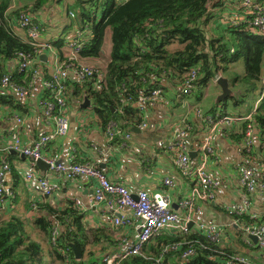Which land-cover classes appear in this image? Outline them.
I'll return each instance as SVG.
<instances>
[{"label":"trees","instance_id":"obj_1","mask_svg":"<svg viewBox=\"0 0 264 264\" xmlns=\"http://www.w3.org/2000/svg\"><path fill=\"white\" fill-rule=\"evenodd\" d=\"M14 1L0 0V85L2 79L9 76L18 87L32 90L37 85H34L35 72L45 73V67L41 59L38 60L35 48L14 33L9 22L14 19L15 23H19L21 14H30L36 17L38 23V14L51 9L57 0H34L30 5L19 6V10L7 16ZM227 1L230 0H128L124 3H117L116 0H74L66 8L75 18L66 28V35L63 34L64 37L54 45L61 48L73 38V31L78 29L86 33L81 51L84 60L104 57L108 32L111 33L112 48L106 68V86L103 84L99 89L93 87V83L98 82L97 78L82 85L69 84V103L85 93L95 107L104 130L109 121H114L123 133L132 132L142 121V110L138 104L140 92L161 88L164 92L173 90L180 94V87L185 86L189 77L198 72L193 93L184 97L202 103L203 91L209 83L223 77L229 80L230 87L240 85V91L238 94L235 92L234 97L205 109L204 116L212 122L219 121L217 115L231 117L236 130L228 137L238 144L243 142L248 125H253L254 150L263 151L264 96L261 93L264 35L248 25L251 15L242 9H237L236 17L223 13ZM217 9H220L219 14H216ZM212 22L220 24L213 28ZM174 45L180 48L172 49ZM28 55L37 57L40 62L22 68ZM239 61L244 65L243 74L232 72L233 64ZM259 85L261 93L251 113L229 112L227 102L236 100L233 106H242ZM122 87L128 92L123 101L119 95ZM39 91L38 99L43 94L41 87ZM173 101L178 103V98L174 96ZM0 106L25 113L29 102L24 103L15 94L2 89ZM196 111L202 112V108L197 107ZM250 115L249 121L234 119ZM207 127L209 123L203 118L197 122L189 121V138L192 133L201 138ZM121 141L120 137H116L114 143ZM242 155L245 158L242 165L254 167L256 162L255 165L260 166L259 161L251 162V157H255L254 151ZM7 159L12 163L15 155L10 154ZM255 169L260 183H264L261 168ZM11 171L13 179L18 180L16 169L11 167ZM26 210L30 214L27 221L17 216L3 219L0 215V264H46L43 246L28 233L27 225L30 223L49 243L48 256L56 264H101L102 257L110 247L118 246L119 242L114 240V230L110 226H88L84 221L85 213L71 201H67L62 208L54 207L47 201L31 202L26 205ZM240 223L244 226L250 224L251 220L242 217ZM56 226L60 227V236L57 244L53 245L51 232ZM237 235L240 241L235 247H229L216 245L194 228L188 233L165 230L152 239L144 257H130L121 264H227L223 255H227V258L243 256L254 264H263L257 249L249 248L244 243L242 233L235 232ZM72 246L79 249L81 260L76 259ZM190 250L194 252L193 255L183 258V254ZM213 255L223 258H212Z\"/></svg>","mask_w":264,"mask_h":264},{"label":"built area","instance_id":"obj_2","mask_svg":"<svg viewBox=\"0 0 264 264\" xmlns=\"http://www.w3.org/2000/svg\"><path fill=\"white\" fill-rule=\"evenodd\" d=\"M128 0H117L119 3H124ZM211 1V0H210ZM234 8L242 9L244 13L251 15V21L247 22L254 31L260 35H264V0H232ZM75 18L73 13H67L68 27L71 19ZM227 18V17H226ZM36 17L32 15L21 14L19 30L26 36L27 41L35 48L38 60L41 56L47 55L48 64L45 66V73L41 71L35 72L34 85L40 83L43 94L39 97L38 105L41 108L42 117L52 125L53 130L49 134L41 136L35 143L28 146L21 137L16 136L8 145L0 147V209L7 202L15 199L14 192L9 185L7 179L11 174V166L8 161V156L11 152L17 155L25 156L31 161V171L26 175L25 179L29 182L35 181L39 187L49 193L59 190V180L66 177L73 181L78 175L84 176L91 180L93 187V196L89 200L87 206L80 199H74L75 205L84 213L88 208L97 207L105 204L109 215H111V225L116 228H131L136 230L137 236L130 240L129 238L119 239L117 249L104 255L103 264H121L130 257H144L145 249L150 244L151 240L165 230L180 231L188 233L192 228L201 232L208 240L220 245L224 238L223 231L215 224L207 223L203 220L204 211L201 207L203 202L212 203L215 201L217 191L221 183L209 171L208 162L211 156L214 155V143L217 136V129L221 125H230L231 117H222L217 115L218 122H212L209 117H205L201 111H197L198 118H203L209 123L206 130V137L200 145L201 162L193 170L191 166V148L189 145V122L182 121L175 128L173 133L175 151V164L179 173L184 178L193 177L194 184L192 186L191 196L180 203V208L186 211L185 215H180L172 208L171 198L163 193H155L150 195L145 190H139L136 193L131 192L126 186L112 182L103 173L99 167L90 163H78L74 157H71L67 163H58L56 159L50 157L48 150L49 145L55 141L64 139L70 132L69 118V94L70 85H82L89 82L93 78H97L98 82L93 83L96 89L106 86V68L97 69L95 66H89L87 61L81 57L82 47L85 44L86 33L74 30L73 38L69 39L68 47L73 53V57L61 58L56 52L54 43L43 40L40 19L38 23ZM64 28V29H65ZM15 32V30H14ZM16 33V32H15ZM17 34V33H16ZM19 36V35H18ZM37 57L28 55L27 61L22 64V68H27L37 62ZM42 61V60H41ZM40 62V61H38ZM196 73L186 81L185 86L180 87L181 96H189L193 93L194 82L196 81ZM102 82V84H100ZM70 84V85H69ZM1 88L11 94H15L19 100L28 103L31 99L32 90L23 89L15 85L9 76L2 79ZM264 96V79H263ZM122 90V91H121ZM119 92L122 101L124 96L128 94L125 87H122ZM165 92L161 88L152 89L149 92H140L138 96V104L141 110L164 100ZM91 101V100H90ZM83 102L80 103V105ZM91 106L92 102H91ZM15 122L21 126L24 124V119L17 115H13ZM12 117V118H13ZM237 121H249L251 115L245 118H234ZM221 120V121H220ZM139 127L143 130L148 129V123L141 121ZM105 135L108 142L113 145L116 137L125 136L126 139L131 138V133L124 134L119 129V125L114 121H109L106 125ZM254 127L248 125L243 142L238 145L240 154L251 153L254 149ZM124 147L121 143L114 150H120ZM42 160L49 165V171L53 175V180L44 178L39 180L35 175L37 161ZM239 183L242 189L241 199L235 204H231L226 208V212L230 217H234L239 221L242 240L249 248H256L258 253L264 258V218L259 219L251 213L253 198L256 195L264 197V183H260L257 171L252 166L240 165L236 168ZM263 176V170L261 171ZM165 186L174 187L173 180L165 179ZM249 217L250 224L242 225L240 218ZM190 224H193L190 227ZM60 236V227L56 226L51 232V243L57 244ZM251 237H256L255 243ZM176 249V247H174ZM168 250H166L167 252ZM193 251H187L183 254V258L193 255ZM222 255V254H220ZM211 256L212 258H223L222 256ZM225 261L227 264H254L249 258L243 256H230Z\"/></svg>","mask_w":264,"mask_h":264},{"label":"crops","instance_id":"obj_3","mask_svg":"<svg viewBox=\"0 0 264 264\" xmlns=\"http://www.w3.org/2000/svg\"><path fill=\"white\" fill-rule=\"evenodd\" d=\"M25 1L26 4L30 5L34 0ZM61 1L64 2L65 0ZM73 3L74 0H69V4ZM14 6L15 4H13L12 8ZM10 10L7 16L11 14ZM50 10L48 9V14L41 12L38 15L40 23L43 24V40L55 44L66 35V28L68 27L65 28L64 25L68 22V12H63L54 17L51 15ZM230 12L234 14L238 13L235 8L231 9ZM223 13H228L226 8H224ZM9 26L26 43L27 38L19 30V25L14 22V19H11ZM72 35H74V32ZM69 41L67 40L61 48L56 47V51L62 59L73 57V53L68 47ZM105 43L107 44L108 52L104 49V57L107 56L110 58L112 48L110 32L106 35ZM89 62H92V64H101L102 61ZM108 62L106 61L103 68H107ZM41 64L45 67L48 61H41ZM39 90L40 83H37L36 87L33 88L29 107L25 110V113L12 110L7 106H0V147L8 145L16 136L21 137L28 146H31L41 136L51 133L53 127L42 117L41 108L38 105ZM0 94H2V88H0ZM85 96V93H83L77 99L74 98L73 102L76 105H80L81 102H84ZM174 96L178 98V103L173 101ZM183 97L173 90L165 92L164 100L142 110V121L148 123V129L143 130L137 126L134 128L135 130L129 132L132 135L129 140L122 135L120 137L122 141L120 143L113 142V145L108 142L105 130L101 127L100 119L96 112L91 116H88L89 114L81 116L69 106L70 132L64 139L55 141V143L49 145L50 151L48 150L47 152H49L50 157L54 156V159L58 163H67L71 157H74L78 163L95 164L105 173L109 180L126 186L133 193L139 190H145L150 195L155 193L166 194L171 198L173 210L180 215H185L186 211L180 208V203L191 196L194 179L191 176L190 178H184L176 167V153L173 151V133L182 121L197 122L200 119L197 116L196 108L197 104L202 103H196L192 99ZM201 108L203 115H205V107L201 106ZM13 115L22 117L25 121L24 124L19 126L15 122ZM83 120L86 121L84 125L82 123ZM235 130L236 126L232 123L228 126L221 125L217 129V136L212 144L214 155L210 157L208 167L211 174L219 179L221 186L217 191L214 202H203L201 204L204 211L203 220L207 223L217 225L223 231L224 238L218 246L228 245L229 247H235L237 241H240L238 235L235 236V232L242 233L238 225L239 221L234 217H230L226 212L227 207L240 201L242 193L236 168L242 165L244 162L243 159L245 158L238 152L239 144L228 137L229 134L235 133ZM127 133L125 132L124 134ZM205 133L204 128L201 138L197 134L193 135V133L189 138L191 152L194 153L193 158H191L193 170L201 162L199 148L206 137ZM121 143L124 144V147L118 151L114 150ZM253 151L255 152V157H251V162L259 161L260 163V166H258L255 165L256 162H253V166L259 169L261 168L260 171L263 170L264 172V150L255 151L253 149ZM11 167L16 169V174L19 176L18 180H14L11 171L7 179V185L12 188L15 199L7 202L0 209V215L4 211L7 216H17L27 221L30 219V214L26 210V205L31 202L47 201L54 207L62 208L67 201L73 202L74 199H80L87 206L93 196L92 182L84 176L78 175L73 181L63 177L59 180V190L49 193L41 189L37 182H29L25 179L26 175L31 171V161L29 159H21L19 155H15ZM34 171L39 180L50 178L52 181L54 178L47 169L41 170L37 166ZM262 177L264 179V175ZM165 179L173 180L174 187L165 186L163 183ZM22 202L23 207L21 208ZM19 213H28V216L24 218L21 215H17ZM251 213L259 219L264 218V197L260 195L254 196ZM5 218L9 219L10 217L5 216ZM84 221L88 226L92 227H109L111 225V215H109L106 205L102 204L97 207L88 208ZM29 225H27V230ZM136 236V230L133 227L119 228L118 231H115L114 228V240L119 241V239L124 237L133 240ZM32 237L33 239L35 238L34 236ZM45 241L49 247L46 239ZM104 245L109 246L108 243H104ZM244 246L243 248L248 252V248L246 245ZM115 249L117 248L110 247L109 252ZM259 256L263 262V256Z\"/></svg>","mask_w":264,"mask_h":264},{"label":"rangeland","instance_id":"obj_4","mask_svg":"<svg viewBox=\"0 0 264 264\" xmlns=\"http://www.w3.org/2000/svg\"><path fill=\"white\" fill-rule=\"evenodd\" d=\"M61 3H63V4H61ZM71 3H72V1H71ZM231 3H232V0L229 1L228 3H226L224 8H226V10L228 11V14L230 16H233L234 17L235 16L234 13L233 12H230L231 9H234L233 4H231ZM14 4H15L14 8L11 7V10H10V13L11 14L12 13H15V11L19 10L20 9L19 6H21V7L26 6V1L25 0H23V1L22 0H16V3H14ZM68 4H69V0H65L64 2L63 1L62 2H58L57 1L55 4L53 3V5L51 6V10H50L51 15L54 16V17H56V16H58V14H62L63 12H68L67 11V8H66ZM47 11L48 10L45 9L43 12L45 14H48ZM219 12H220V9H217L216 14H219ZM223 12H224V9H223ZM100 15H101V13H100ZM98 19H99V17H98ZM223 23H226V22H223ZM212 24H214L213 25V28H215L220 23L219 22H212ZM41 29H42V32H43V28H41ZM108 42H109V40H108ZM177 48H180V46L174 45L172 47V49H177ZM104 49H105L106 52H108V48H107V44L106 43L104 45ZM108 59H109V57L105 56V57H102L101 59L98 58V59H95V60H83V61H87L89 63V66H92L93 65V66L97 67V69H102L103 66L106 64V61H108ZM89 61H102V62H101V64L100 63H98V64H96V63L92 64V62L90 63ZM233 71L235 73H238V74H243V72H244V65H243L242 61H239L238 63L233 64V66H232V72ZM239 88H240V85L239 86H236V88L235 87H231L232 91L234 93L236 92L237 94L240 91V90H238ZM203 93H204V95H203L204 96V98H203L204 101L202 102V104H197V107H200L201 108V106H204L205 109H208V108H211L214 103H216L217 99L221 95V89H220L219 86H217L216 82H211L206 87V90H204ZM260 93H261V85H259L257 87L255 93L251 94V96L247 100H245V103L242 106H239V107H234L233 106V103H235L236 100L234 101V100L231 99L230 102H227L228 103L227 104V107H229V110H230L229 112L231 114H239V113H241L243 115H248L249 113H251L253 111L254 103H255L256 99L260 96ZM235 95L236 94H234V96ZM229 98H231V97H229ZM238 100H240V99H238ZM191 105H194V104H191ZM69 106H70L71 109L76 110L81 116H84L86 114H89L88 116H91V115H94V112H96L94 106H91V107L86 108V109H82L80 107V105H76V103L73 102V101L69 104ZM191 108H193V107H191ZM82 123L84 125L86 123V121L83 120ZM20 207L21 208L23 207V202L21 203V206ZM17 215H21L24 218H27L28 213H22V214L19 213ZM1 216L3 217V219H6L5 216L6 217H10L9 215L8 216L5 215V212L4 211L1 213ZM109 226L113 230L115 228V231H118L119 230V228H116V227L113 228L111 225H109ZM123 228H125V227H123ZM28 231H29V233L32 236L35 237L34 240L37 241V242H39L43 246L44 251H45V262H46V264H56L53 261V259L48 256L49 247H48V245H47V243L45 241V238L34 228V226H33L32 223H30V225L28 226ZM167 231H171V230H167ZM118 246H119V243H118ZM85 257H87V255ZM103 257H102V259H103ZM58 264H60V263H58ZM101 264H103V263L101 262ZM263 264H264V261H263Z\"/></svg>","mask_w":264,"mask_h":264},{"label":"water","instance_id":"obj_5","mask_svg":"<svg viewBox=\"0 0 264 264\" xmlns=\"http://www.w3.org/2000/svg\"><path fill=\"white\" fill-rule=\"evenodd\" d=\"M41 60L42 61H47V55H43L41 56ZM217 86L220 87L221 89V95L219 96V98L216 101V104H219L223 101H225L226 99H228L229 97H233L234 96V92L232 91L231 87H230V82L228 79L223 78V77H218L217 81H216ZM80 107L82 109H86L91 107V101L89 100V98L87 96L84 97V102L80 105ZM135 130V129H133ZM136 132V131H135ZM12 155H17L15 152H11ZM194 153L191 152L190 153V157L193 158ZM21 159H26L25 156L21 155L20 156ZM37 166L41 169V170H45V169H49V165H47L45 162H43L42 160L37 161ZM193 224H190V227H192ZM252 240L256 243L257 242V238L256 237H251ZM72 249L75 253V257L77 260H81L82 256L81 253L79 251V249L75 246H72Z\"/></svg>","mask_w":264,"mask_h":264},{"label":"clouds","instance_id":"obj_6","mask_svg":"<svg viewBox=\"0 0 264 264\" xmlns=\"http://www.w3.org/2000/svg\"><path fill=\"white\" fill-rule=\"evenodd\" d=\"M217 79H218V78H216V81H217ZM216 81H215V82H216Z\"/></svg>","mask_w":264,"mask_h":264},{"label":"bare ground","instance_id":"obj_7","mask_svg":"<svg viewBox=\"0 0 264 264\" xmlns=\"http://www.w3.org/2000/svg\"><path fill=\"white\" fill-rule=\"evenodd\" d=\"M116 2H117V0H116ZM117 3H119V2H117Z\"/></svg>","mask_w":264,"mask_h":264}]
</instances>
